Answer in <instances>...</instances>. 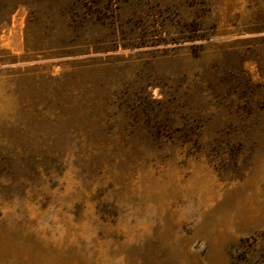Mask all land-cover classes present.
Returning a JSON list of instances; mask_svg holds the SVG:
<instances>
[{
	"label": "rangeland",
	"instance_id": "1",
	"mask_svg": "<svg viewBox=\"0 0 264 264\" xmlns=\"http://www.w3.org/2000/svg\"><path fill=\"white\" fill-rule=\"evenodd\" d=\"M0 264H264V0H0Z\"/></svg>",
	"mask_w": 264,
	"mask_h": 264
}]
</instances>
